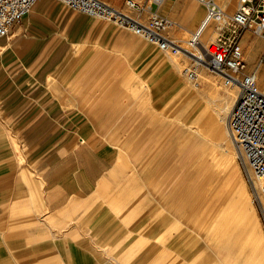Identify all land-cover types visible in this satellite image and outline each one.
Segmentation results:
<instances>
[{"label": "crops", "instance_id": "crops-1", "mask_svg": "<svg viewBox=\"0 0 264 264\" xmlns=\"http://www.w3.org/2000/svg\"><path fill=\"white\" fill-rule=\"evenodd\" d=\"M102 1L128 10L126 0ZM135 1L141 9L128 11L142 20L151 12L169 19L172 38L195 32L205 15L196 0H163L159 6ZM214 36L209 26L201 39ZM161 53L166 52L127 29L54 0H37L0 37V264H105L95 242L104 240L101 251L117 255L121 237L96 227L101 222L92 216V200L127 185L126 172L134 186L144 184L154 202L163 191L162 204L175 208L162 186L166 169L154 167L167 158L141 152V146L157 143L156 124L137 99L149 95L143 82L156 80L157 72L162 81L178 75L176 62L164 61ZM173 86H181L180 78ZM125 162L134 167L124 168ZM117 207H108L110 215H119ZM235 230L231 237L229 230L221 234L214 246L220 255L212 263L262 264L244 259L247 240L222 244L236 238ZM198 259L210 264L204 256Z\"/></svg>", "mask_w": 264, "mask_h": 264}, {"label": "rangeland", "instance_id": "rangeland-1", "mask_svg": "<svg viewBox=\"0 0 264 264\" xmlns=\"http://www.w3.org/2000/svg\"><path fill=\"white\" fill-rule=\"evenodd\" d=\"M218 1L225 5L229 14L234 12L238 3V0ZM187 38L188 35H184L182 39ZM243 42L244 57L249 67L256 69L257 81L264 91V63L257 64L264 51V40L246 33ZM252 45L256 49L253 58L248 54ZM191 51L196 53L195 50ZM161 54L164 55V61L172 58L176 62L178 75L169 82L158 80L161 74L157 72L156 80L143 82L142 87L147 89L149 95L137 99L141 111H145V115L152 119L151 124H156L155 137L152 140L157 143L154 146H141V152L153 153L157 158L162 156H165L163 159L167 158L163 161L156 160L154 167L166 169H163L166 176L161 178L166 181V185L162 186L170 192L173 208L176 206L169 209L162 204L160 195L165 193L162 190L157 193V200L154 202L144 184L141 183L140 187L134 186L135 179L126 172L124 182L127 185L119 186L112 193L102 192L92 200V216L98 217L97 222H101L99 225L96 224V227H100L103 233L106 231V236L121 237L122 240L120 239L117 244L119 250L117 255L124 250L123 256L117 257L113 251L105 254L101 251L104 240L97 241L95 244L102 256L100 260L105 264H114L113 258L128 264H170L171 260L172 264H200L198 258L204 256L210 260V264H214L212 260H217L220 255L214 254V246L219 245V237L226 232L222 218L228 213H233L236 219L238 218L237 236L230 241L225 240L222 244L238 246L245 239L250 251L244 253V259L247 257L251 263L264 264V224L260 213L251 204L245 173L225 133L228 114L224 122L217 121L212 126L219 128L221 126L223 129L222 146L204 133L211 139L207 141L208 139L201 135L203 129L207 133L205 127L197 122H188V105L191 107L192 104L183 93L185 90L201 89L204 80L212 81L215 93H212L211 97L215 99L220 96L230 102V93L237 90L223 87L221 78L203 66L199 67L200 85L194 88L182 72L183 67L189 65L191 60L180 55ZM179 78L181 86H173ZM213 108L215 106L212 103L207 104V115L217 118ZM12 137L15 142L13 134ZM14 147L13 153L19 152V147ZM123 167L131 169L134 166L130 165V162L128 164L125 162ZM178 187L182 189L180 193L175 192ZM115 204L119 209L116 210L119 213L117 216L110 215L108 208ZM143 207L147 210H143ZM165 226L171 227V230L167 231ZM228 249L225 251L227 257Z\"/></svg>", "mask_w": 264, "mask_h": 264}, {"label": "built area", "instance_id": "built-area-1", "mask_svg": "<svg viewBox=\"0 0 264 264\" xmlns=\"http://www.w3.org/2000/svg\"><path fill=\"white\" fill-rule=\"evenodd\" d=\"M65 7L105 20L129 30L149 45L171 55L191 60L182 72L195 87L200 85L199 67L217 74L225 88H235L237 96L228 113L226 128L249 185L251 204L260 213L264 224V92L259 88L257 71L249 67L241 44L244 34L264 40V0H238L229 14L218 0H196L205 7L199 28L188 38H172L168 30L172 21L151 12L142 20L128 10L141 9L135 0H126L128 10L116 8L102 0H54ZM159 6L163 0H149ZM37 0H0V37L11 26L23 20ZM213 27L215 36L206 42L201 34ZM191 50H195L193 53ZM264 63V51L257 64Z\"/></svg>", "mask_w": 264, "mask_h": 264}, {"label": "bare ground", "instance_id": "bare-ground-1", "mask_svg": "<svg viewBox=\"0 0 264 264\" xmlns=\"http://www.w3.org/2000/svg\"><path fill=\"white\" fill-rule=\"evenodd\" d=\"M255 50H256L255 47H253V45H252L250 47V51L248 52V54L250 55L251 58H253V56L255 57V54H256ZM258 86H259V83H258ZM194 88H195V86H194ZM259 88H260V86H259ZM213 91H215V90L213 89V83L210 80H204L203 81V87L201 89H195L193 91H191V90L186 91L185 90V92L183 91V93H185L188 96L187 99H189L190 104H192L191 107H189L190 105H188L189 111L187 112V119H188V122H192V123L197 122L203 128L205 127L207 133L203 129L201 135L205 136L204 138L208 139L207 141H210L212 139L213 141L218 142V144L220 146H222L221 142L224 141L223 129L221 128V126H220V128L218 126L217 127H212V126H213L214 122H217V121L224 122L228 112L231 110V108L235 102V99L237 96V91H233L230 93V102H228V100L225 101L220 96H219V98H216V99L212 98L211 94L215 93ZM216 102H218V103H216ZM210 103H212L215 106V108H213V112L215 113L217 118H214V116L209 115V114L207 115V111H206L207 109L206 108H207V104L210 105ZM188 129H189V127H188ZM204 133L207 134L211 139L208 138L206 135H204ZM225 133H226V135H228L229 140L232 144V140L229 136L227 128H225ZM232 146H233V144H232ZM233 148H234V146H233ZM223 219L225 222V230L226 231L229 230L230 234H231L232 230L234 231L236 226H237L238 219L232 218L231 216H229V214H226L225 217H223ZM233 234H234V232L230 235V237Z\"/></svg>", "mask_w": 264, "mask_h": 264}]
</instances>
